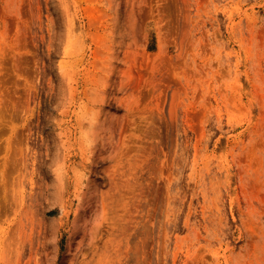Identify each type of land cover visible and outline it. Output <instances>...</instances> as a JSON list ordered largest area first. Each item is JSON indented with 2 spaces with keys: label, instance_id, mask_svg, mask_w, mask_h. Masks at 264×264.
I'll return each instance as SVG.
<instances>
[{
  "label": "rangeland",
  "instance_id": "obj_1",
  "mask_svg": "<svg viewBox=\"0 0 264 264\" xmlns=\"http://www.w3.org/2000/svg\"><path fill=\"white\" fill-rule=\"evenodd\" d=\"M0 264H264V0H0Z\"/></svg>",
  "mask_w": 264,
  "mask_h": 264
},
{
  "label": "bare ground",
  "instance_id": "obj_2",
  "mask_svg": "<svg viewBox=\"0 0 264 264\" xmlns=\"http://www.w3.org/2000/svg\"><path fill=\"white\" fill-rule=\"evenodd\" d=\"M17 185H19L21 189L28 188L26 194L22 197L20 196V203H18V199L16 198L17 202L15 201L13 205L15 211L18 212V214L20 213L21 216L17 223V227L20 226L25 228L26 231L29 232V240L27 236H24V240L27 238L28 245L26 246V243L24 245L27 247L29 252L28 256L31 258L32 256H39L45 252L48 247L47 243L50 240L49 237L57 232L56 229L58 228L57 225L59 224V219L54 218V216L50 218V215L53 214L54 208L51 204L50 206L46 205L50 199H53L54 192L52 184L43 179L35 181L31 180L29 182L20 180L17 182ZM38 215H41V219L37 220L36 216L38 217ZM18 232H20V230ZM24 240L23 242L21 240V242L24 243ZM24 245L22 244L21 246L24 248ZM23 248L20 249L22 252L24 251L22 250Z\"/></svg>",
  "mask_w": 264,
  "mask_h": 264
}]
</instances>
